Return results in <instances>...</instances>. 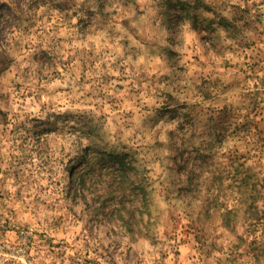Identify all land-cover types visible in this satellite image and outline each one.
<instances>
[{
  "label": "rangeland",
  "instance_id": "1",
  "mask_svg": "<svg viewBox=\"0 0 264 264\" xmlns=\"http://www.w3.org/2000/svg\"><path fill=\"white\" fill-rule=\"evenodd\" d=\"M245 176L264 0H0V264H264Z\"/></svg>",
  "mask_w": 264,
  "mask_h": 264
},
{
  "label": "trees",
  "instance_id": "2",
  "mask_svg": "<svg viewBox=\"0 0 264 264\" xmlns=\"http://www.w3.org/2000/svg\"><path fill=\"white\" fill-rule=\"evenodd\" d=\"M246 177L247 176L243 177V180L240 183V191H242L241 202H243V204H246L251 209V211H253L251 219L255 220V223L258 221L264 222V208L260 209L259 202L260 199H262L264 204V178L258 177L257 180L252 184ZM220 186L221 185H219V187ZM234 211H236L235 208L228 209L225 212V219ZM254 244L256 245V248L259 247L264 249V230L260 237L255 238Z\"/></svg>",
  "mask_w": 264,
  "mask_h": 264
}]
</instances>
